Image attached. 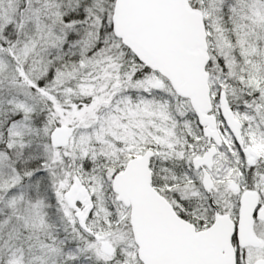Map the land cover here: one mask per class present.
<instances>
[{
    "label": "snow or ice",
    "instance_id": "1",
    "mask_svg": "<svg viewBox=\"0 0 264 264\" xmlns=\"http://www.w3.org/2000/svg\"><path fill=\"white\" fill-rule=\"evenodd\" d=\"M0 264H264V0H0Z\"/></svg>",
    "mask_w": 264,
    "mask_h": 264
}]
</instances>
